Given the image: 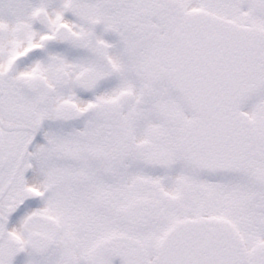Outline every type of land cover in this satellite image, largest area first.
<instances>
[{"label": "snow or ice", "instance_id": "snow-or-ice-1", "mask_svg": "<svg viewBox=\"0 0 264 264\" xmlns=\"http://www.w3.org/2000/svg\"><path fill=\"white\" fill-rule=\"evenodd\" d=\"M0 264H264V0H0Z\"/></svg>", "mask_w": 264, "mask_h": 264}]
</instances>
